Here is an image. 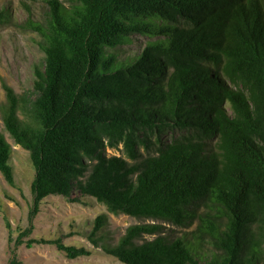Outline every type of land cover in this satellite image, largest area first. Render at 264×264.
<instances>
[{"label":"trees","instance_id":"obj_1","mask_svg":"<svg viewBox=\"0 0 264 264\" xmlns=\"http://www.w3.org/2000/svg\"><path fill=\"white\" fill-rule=\"evenodd\" d=\"M42 1L43 17L23 23L43 53L32 90L1 78L4 129L35 170L15 245L90 255L61 237L23 239L45 197L88 195L106 211L87 239L125 264H264V0ZM12 20L1 8L0 23ZM135 33L148 39L119 58ZM119 144L123 154L105 153ZM11 153L0 130V173L16 186ZM109 213L162 222L111 242ZM163 222L194 227L174 236Z\"/></svg>","mask_w":264,"mask_h":264},{"label":"rangeland","instance_id":"obj_2","mask_svg":"<svg viewBox=\"0 0 264 264\" xmlns=\"http://www.w3.org/2000/svg\"><path fill=\"white\" fill-rule=\"evenodd\" d=\"M29 5V9L26 4ZM6 7L13 20L9 23H0V130L12 145L10 163L14 167L16 186L9 185L0 173V264H9L16 259L21 264H125L117 257L106 253L101 247H94L87 239L85 232L90 229L91 220L100 212L106 211L103 203L97 202L91 196H81L82 202L72 201L70 198L52 194L45 197L40 205L38 214L33 219L34 228L29 236L47 238L61 237L66 244L85 245L92 248L90 255L68 258L64 252L58 250L54 244L40 243L27 247L24 243L15 245V237L19 229L27 226L28 210L32 202L31 181L34 177V167L31 164L28 151L16 144L9 133L4 129L2 121V105L5 102V92L1 85L4 78L18 93L31 91L33 86V67L42 59V51L37 40L39 35L23 26L28 16L41 19L47 5L42 0H0V9ZM129 43L113 49L119 58L137 53L148 39L141 33L132 35ZM173 131L163 133L164 140L170 139ZM154 138V136H153ZM143 150V148L141 147ZM105 153L123 154V145L105 147ZM80 195L78 189L73 196ZM14 197L16 200H14ZM7 209L13 227V240H9L8 230L3 219L2 208ZM162 222L160 220L142 219L127 214L109 213V222L106 230L109 241L116 242L125 228L139 222ZM170 235H180L184 230L170 222H163ZM155 234H145L147 239ZM208 247L205 245V248Z\"/></svg>","mask_w":264,"mask_h":264}]
</instances>
